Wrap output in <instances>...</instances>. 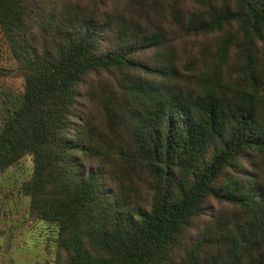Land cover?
<instances>
[{"label": "trees", "instance_id": "1", "mask_svg": "<svg viewBox=\"0 0 264 264\" xmlns=\"http://www.w3.org/2000/svg\"><path fill=\"white\" fill-rule=\"evenodd\" d=\"M0 33L52 264H264V0H0Z\"/></svg>", "mask_w": 264, "mask_h": 264}, {"label": "rangeland", "instance_id": "2", "mask_svg": "<svg viewBox=\"0 0 264 264\" xmlns=\"http://www.w3.org/2000/svg\"><path fill=\"white\" fill-rule=\"evenodd\" d=\"M14 66L0 33V70ZM1 72L0 122L23 90L21 77ZM31 169V157L26 156L0 175V264H52L55 227L29 215L28 200L19 190Z\"/></svg>", "mask_w": 264, "mask_h": 264}]
</instances>
